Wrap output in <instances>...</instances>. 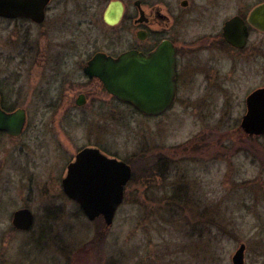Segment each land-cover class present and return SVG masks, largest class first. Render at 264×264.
I'll return each mask as SVG.
<instances>
[{"label": "rangeland", "instance_id": "rangeland-1", "mask_svg": "<svg viewBox=\"0 0 264 264\" xmlns=\"http://www.w3.org/2000/svg\"><path fill=\"white\" fill-rule=\"evenodd\" d=\"M64 1L69 17L77 4H87ZM97 1V24L79 16L88 22L58 26L49 44L57 42L56 35L66 39L79 32L85 56L96 50L116 56L129 49L134 37L128 18L137 0H119L126 14L112 28L103 20L108 1ZM141 1L183 13L179 41L191 57L196 38L218 33L225 19L264 3ZM183 1L189 2L186 15ZM35 35L43 47L42 34ZM19 39L13 27L0 21L5 107L27 112L21 136L0 135V264H233L241 244L246 246L245 264H264V134L248 137L243 132L245 107H204L195 102L196 90L182 89L177 104L163 117H143L113 97L110 103L105 95L99 104L79 109L64 103L67 88L62 89L61 69L55 73L48 61L41 66L39 56L21 59ZM253 39L260 46L264 87V34ZM214 54L206 52L199 59L220 62L221 56ZM56 99L59 104H52ZM88 146L128 162L135 174L110 228L103 218L90 221L78 213L63 192L66 166ZM149 157L166 163L161 176L142 177ZM22 209H30L35 218L26 232L12 225L14 213Z\"/></svg>", "mask_w": 264, "mask_h": 264}, {"label": "flooded vegetation", "instance_id": "flooded-vegetation-1", "mask_svg": "<svg viewBox=\"0 0 264 264\" xmlns=\"http://www.w3.org/2000/svg\"><path fill=\"white\" fill-rule=\"evenodd\" d=\"M107 1L108 6L103 14V20L108 27L112 28L117 25L112 26L106 22L105 14L112 3V0ZM262 4L264 3L258 4L250 10L240 11L234 16L225 19L221 31L218 33L202 35L196 38L193 47L194 51H191L192 57L188 56L190 53L189 50L186 51L188 47L186 45L181 46L179 41L180 30L183 23V13L178 11V14H176L169 10V8L166 7L165 9V6L153 2H143L141 0L134 2L133 13L128 18L129 27L134 40L129 49L116 56L112 55V51L102 50H96L91 55L85 56L86 53L83 44L81 45L80 43L81 36L79 32L66 39L64 38L65 35H56V37H58L57 42L51 44L48 42L49 36L51 37L53 34L58 33V26L64 28L67 24H72V22H74L76 24L75 26L79 27L85 22H88L84 20L85 18L92 24H97L98 15L95 13V10L99 5L97 0H87L86 5L85 3L77 4L74 13H72L70 17L67 10V3H65L64 0H60V2H56L55 0H17L14 10L9 12L10 15H5L4 13L0 14V21L5 25L7 24V26L10 25V27H13V32H16L20 36L21 50L18 52L20 53L21 59L39 56L41 60L37 63L41 66L45 63L44 61H48L50 67H53L55 73L58 71L57 68L61 69L59 71L64 74L62 80L64 86H62V89L63 87L67 88L66 98H63L65 101L64 103L66 104H75L79 109H84L88 105L93 107L100 103L99 100L102 95L108 97L109 102L112 103L113 96L105 88L104 83L97 77H91L86 71L89 67V63L96 57V55L104 54L107 57L116 58L128 51H138L149 56L162 44L168 42L173 46L176 57V97L173 105L159 116H148L142 114L128 103L119 101L115 97H113V99L120 104L129 106L143 117H163L177 104L182 89H193L198 92L197 96L194 98L195 102L199 105H204V107L209 106V108H212V105L218 104H236L245 107V113L242 115L243 123L245 117L251 116L250 105L252 99L258 91L264 89V87H261L260 85V46L257 42H254L253 39L256 33L264 34V31L257 28L251 22V15L254 9ZM181 5L185 11L184 15H186L189 2H187L186 5ZM209 8L212 10L215 7ZM125 14L126 5H124L123 18ZM189 14L192 16L191 13ZM79 16H84L85 18L83 20L79 19V21ZM234 18H239L247 27L248 35L243 44H240L239 42V44H233L228 40L226 28L228 22ZM189 21H193V17H191ZM185 23L187 24L186 20ZM38 30L39 32L36 33ZM35 34H42V39H45L43 47L37 42ZM206 52L215 53L214 55L219 54V56H216H221L220 62L217 60L214 61L213 58H210L207 62L200 60V54ZM211 56L213 57V54H211ZM52 57L55 61H52V59L48 60V58ZM71 88H77V94L68 93ZM227 99L229 104H225V100ZM0 101L3 108L5 106L6 98L1 87ZM52 104H59L58 99L52 101ZM110 112L112 113L111 110ZM90 116H94V114L91 112ZM110 116H112V114H110ZM242 130L248 137L261 136L256 134L251 135L246 133L244 129ZM1 134L6 133L0 132V135ZM86 150H89L88 155L90 157L93 156L91 158L92 161L96 160L94 157V150H99L101 154L110 160L117 159L124 162L131 168L130 180L133 176L132 165L112 156L107 150L98 146L81 148L66 166L61 183L64 195L76 205L78 213L85 217L87 216L81 204L69 197L65 192L64 184L68 179L70 166L76 161L77 156ZM163 163L164 161H161L156 165L162 168L166 164ZM91 171H93V169L89 168V172L87 173L88 176L92 173ZM128 185L129 182L125 186V190ZM101 218H103L105 222L104 217H98V219ZM13 228L17 230L14 225ZM106 228L108 227L106 226ZM17 231L21 232L20 230Z\"/></svg>", "mask_w": 264, "mask_h": 264}, {"label": "water", "instance_id": "water-1", "mask_svg": "<svg viewBox=\"0 0 264 264\" xmlns=\"http://www.w3.org/2000/svg\"><path fill=\"white\" fill-rule=\"evenodd\" d=\"M17 0H0V14L10 15ZM187 1L182 4L186 5ZM124 14V5L112 0L105 14L106 22L118 25ZM251 22L264 31V4L256 7ZM227 37L233 44H243L248 30L239 18L228 22ZM239 42V43H238ZM91 77L99 78L105 88L119 101L136 108L142 114L159 116L166 112L176 97V57L173 46L165 42L149 56L128 51L114 58L98 54L86 69ZM251 116L245 117L242 128L248 134H264V89L258 91L252 99ZM27 123L25 109L5 111L0 101V132L9 136H21ZM80 153L70 166L68 179L64 184L70 198L81 204L90 221L104 217L106 226L113 225L116 213L124 201V190L131 176V168L117 159H108L99 150ZM89 168L92 173L88 176ZM34 222L30 209L17 211L13 216V225L17 230L28 231ZM246 246L241 244L232 258L233 264H245Z\"/></svg>", "mask_w": 264, "mask_h": 264}, {"label": "trees", "instance_id": "trees-1", "mask_svg": "<svg viewBox=\"0 0 264 264\" xmlns=\"http://www.w3.org/2000/svg\"><path fill=\"white\" fill-rule=\"evenodd\" d=\"M3 109L6 110V111H8V112L13 111L12 109H9L8 107H5V106L3 107ZM147 161H148V163L145 165V169L147 168V171H146V173H144V175H142V177L144 176L143 178L150 179L151 176L152 177H154V176H161V174H160L161 168L156 165L157 163L161 162V160L159 162L157 160V162L155 163L154 161H151V158L149 157ZM149 161H150V163H149ZM149 165L150 166L151 165H154L155 166V168H154L155 170L153 169L154 170L153 171L152 168L149 167ZM149 170L150 171L152 170V172H150ZM134 177H135V174L133 175L132 180L134 179Z\"/></svg>", "mask_w": 264, "mask_h": 264}]
</instances>
